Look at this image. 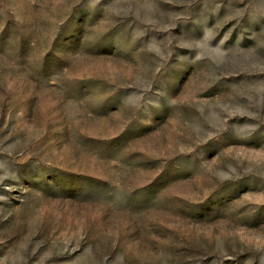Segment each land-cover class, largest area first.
<instances>
[{"label": "rangeland", "instance_id": "rangeland-1", "mask_svg": "<svg viewBox=\"0 0 264 264\" xmlns=\"http://www.w3.org/2000/svg\"><path fill=\"white\" fill-rule=\"evenodd\" d=\"M0 264H264V0H0Z\"/></svg>", "mask_w": 264, "mask_h": 264}]
</instances>
